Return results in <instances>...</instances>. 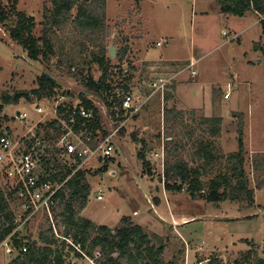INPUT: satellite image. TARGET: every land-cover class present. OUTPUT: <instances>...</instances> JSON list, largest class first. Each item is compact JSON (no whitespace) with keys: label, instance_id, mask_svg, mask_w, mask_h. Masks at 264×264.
<instances>
[{"label":"rangeland","instance_id":"374dc122","mask_svg":"<svg viewBox=\"0 0 264 264\" xmlns=\"http://www.w3.org/2000/svg\"><path fill=\"white\" fill-rule=\"evenodd\" d=\"M2 3L7 6L6 0ZM104 9V31L93 38L75 31L69 21L64 31L56 29L50 35L54 52L48 60L29 59L0 25V95L36 87L35 80L43 72L59 81L62 94L50 101L21 99L18 104L4 106L0 132L9 133L14 151L25 150L27 142L35 137L38 124L57 117L56 106L78 103V93L84 91L83 77L90 74L97 79L101 73L93 56L105 52L113 67L120 62L132 74L127 92L133 95L139 110L130 116L116 109L124 121L115 128L102 102L88 96L101 111L109 132L117 131L110 155L96 154L85 164H78L87 171L90 184L81 215L111 229L119 227L122 217H131L150 236L160 238L165 247L164 262L186 264L185 250L189 249L196 260L222 255L225 263L231 264L250 248L243 240L255 244L258 256L264 258V188H255L256 174L251 165V158L264 152V54L253 49L254 43H264L260 26L263 17L254 12L243 17L221 14L216 0H105ZM17 10L33 16V33L40 36L51 0H19ZM15 20L12 16L9 24ZM110 46L114 57L108 54ZM173 74L176 76L171 78ZM159 78L168 84L155 89L152 84ZM114 93L120 99L124 92L121 87ZM38 106L42 112L35 111ZM165 107L182 114V122L176 128L181 138L191 126L198 128L196 134L202 132L201 117H219V136L210 139L217 152L224 155L238 149L241 122L244 170L249 185L254 187L253 207L244 209L245 203L231 201L206 203L192 200L185 191L164 190ZM22 112L26 113L25 118L21 117ZM47 131L51 135L50 129ZM60 135L49 143L57 142ZM69 138L73 139L72 133ZM37 140L34 143H39ZM140 150L148 166H141L138 161L136 154ZM186 150L187 158L190 147ZM39 171L42 172L40 165ZM259 173L263 175V171ZM99 195L101 198L97 199ZM167 208L177 215L175 222H186L175 229ZM40 217L19 225L18 232L24 239L36 237L42 223ZM5 249L1 243L0 264L14 257Z\"/></svg>","mask_w":264,"mask_h":264},{"label":"trees","instance_id":"16d2710c","mask_svg":"<svg viewBox=\"0 0 264 264\" xmlns=\"http://www.w3.org/2000/svg\"><path fill=\"white\" fill-rule=\"evenodd\" d=\"M18 1L6 0L7 6H5L0 0V25L6 28L9 39L19 45L32 61L48 60L52 56L54 46L50 35L56 29L64 31L68 21L74 30L82 33L83 36L88 35L93 38L104 31L105 0H51V10L42 22L40 36L33 33L35 27L33 16L17 10ZM216 2L221 14L243 17L247 13L254 12L261 15L263 18L260 26L264 37V0H216ZM73 9H75L74 15H72ZM12 16H15L16 20L10 25L9 20ZM253 49L260 50L264 54V43H254ZM120 55L122 57L124 53ZM92 59L101 70L99 77L94 79L90 74L83 77L84 91L78 93V103L76 105L62 103L56 106L57 117L44 124L40 122L35 137L27 142L25 148L26 150L33 148L34 156L38 154L42 179L60 184L55 196L56 206L53 209L57 234L71 239L74 243H80L82 250L89 257H93L98 251L96 264H174L172 261H163L165 247L160 242V238L155 234L150 236L143 227L134 223L131 217H122L119 227L114 229L83 217L81 213L86 207L90 193L88 173L78 167L79 157H75L74 163L61 162L58 157L61 150L56 147L57 142L49 143L55 141L56 135L61 133L62 136L71 131L72 134L79 136L84 144L94 148L110 133L107 124L102 120L101 111L88 97L89 95L102 102L115 128L124 121L117 116L115 110L118 109L119 113L123 112L120 100L128 93L127 84L132 81V74H129L128 69L122 68L120 62L113 67L105 52L94 55ZM59 63H62L61 60ZM114 68L116 72H113ZM115 75L118 76L117 80L114 79ZM35 84L36 87L30 90L0 95V114L4 106L18 104L21 99L31 101L35 98L50 101L62 95L59 94V81L47 72L39 75ZM121 87L124 93L119 99L114 91ZM73 108L76 110L75 114H72ZM79 108L85 109L90 115L81 116ZM182 119L180 112L175 114L173 108L165 107L162 172L164 190L173 193L185 191L192 200L200 199L206 203L231 201L245 203V206H242L244 209L253 207L254 187L249 185V178L244 170L241 122L238 125V149L224 155L217 152L215 144L210 139L219 136L221 121L219 117H201L199 122L203 127L202 132L196 134L198 128L191 126L183 134L184 138H181L179 131L176 130ZM49 129L51 135L50 132L48 134ZM37 138L40 140L38 141ZM132 139H136L135 134H132ZM36 140L39 143L33 146ZM45 142L49 144L46 145ZM187 147H190V153L186 158L184 155ZM136 155L141 166H148L142 150ZM251 165L256 174L255 188H264V152L255 154L251 158ZM262 171L263 175L259 173ZM12 194L13 191H8L0 180V244L9 238L10 245L18 250V253L6 264H64L69 258L85 261L79 252L55 234L48 220H42L36 237L24 239L18 230H15L17 224L12 209ZM243 241L250 248L241 254L240 259L231 264H264V258L257 254L256 245L248 240ZM23 246L26 247L25 252L21 250ZM207 264L226 263L213 257L209 258Z\"/></svg>","mask_w":264,"mask_h":264},{"label":"built area","instance_id":"2783aa9c","mask_svg":"<svg viewBox=\"0 0 264 264\" xmlns=\"http://www.w3.org/2000/svg\"><path fill=\"white\" fill-rule=\"evenodd\" d=\"M167 84L166 79L159 78L157 82L152 85L155 89H162ZM228 93L225 94V97ZM120 107L125 112H128L130 116L139 110V106L134 104L133 95L126 93L120 100ZM39 112L40 109H37ZM75 108L72 109V114H75ZM79 114L83 117H88L90 113L83 108H79ZM22 118L26 117V113H22ZM117 129L110 132L104 137L94 148H90L84 144L79 136L73 135V139L69 138L71 131L63 134L57 141L56 147L61 152L59 158L63 162H68L70 159L75 161V157L80 158L79 164H84L86 160L93 155L108 156L113 151L112 138ZM38 143H34L33 146H37ZM14 144L11 141L8 132L3 131L0 134V180L2 185L13 191L12 209L15 215L16 229L19 225L26 224L29 220L34 219L36 216L41 215V220H48L55 234H57L56 227L53 221V209L56 206L55 196L60 184H53L50 181L43 180V175L39 171L38 159L34 156L32 150H23L22 152L14 151ZM68 157V161L65 160ZM101 196H97L100 199ZM63 238V237H62ZM5 239L2 244L6 247L5 252L11 256H15L18 253L13 246L10 245L8 240ZM67 244L72 246L77 252H79L85 261L90 264H96V258L99 256L98 251L94 253L93 257H89L82 250L80 243H74L69 238H63ZM22 252L26 251V247H22ZM78 261V262H77ZM84 261L79 258H69L64 264H82Z\"/></svg>","mask_w":264,"mask_h":264},{"label":"crops","instance_id":"0c3cea01","mask_svg":"<svg viewBox=\"0 0 264 264\" xmlns=\"http://www.w3.org/2000/svg\"><path fill=\"white\" fill-rule=\"evenodd\" d=\"M162 58H160V59H158V60H161ZM152 60H156V59H152ZM149 67V69H153V66H148ZM172 77L171 78H174L175 76H176V74L174 75H171ZM168 84V83H167ZM166 84V85H167ZM165 85V86H166ZM151 96V95H150ZM148 98V97H147ZM149 99V98H148ZM37 105V104H36ZM37 109H40V112H42L41 110H42V107L41 106H38V107H36L35 108V111H37ZM124 111V110H123ZM38 112V111H37ZM23 113V112H22ZM68 133V132H67ZM74 135V134H73ZM85 164V163H84ZM156 203L157 204H160V200L159 199H157L156 200ZM168 210H169V208H167L166 209V212H167V214L168 215H172V211H170L169 210V213H168ZM175 216H177V215H172V220L174 221L173 223H171V225H174V228L176 229V227H178V226H181L183 223H185L186 221H183L182 219L180 220L179 219V221L178 222H175L176 221V219H178V218H176L175 219ZM160 219V218H159ZM161 220V219H160ZM165 221V220H164ZM95 223V222H94ZM169 223V222H168ZM169 223V224H170ZM96 224H99V223H96ZM142 227V226H141ZM195 252H197V251H199V249L198 250H194ZM185 263L186 264H207V262H208V260H209V258H211V257H206V258H198L197 260H196V258L194 257V255H191V253H190V250L189 249H187V250H185ZM208 255H211V254H208ZM191 257H193V260H192V258ZM213 258V257H212ZM214 258H219V260L220 261H222L223 263H225V259H224V257L222 256V255H216ZM188 259L190 260V261H188ZM164 261V260H163ZM166 262V261H165Z\"/></svg>","mask_w":264,"mask_h":264},{"label":"water","instance_id":"95a60500","mask_svg":"<svg viewBox=\"0 0 264 264\" xmlns=\"http://www.w3.org/2000/svg\"><path fill=\"white\" fill-rule=\"evenodd\" d=\"M108 54H109L110 57H114V51H113L112 46L109 47ZM33 243L34 244L36 243L35 239L33 240Z\"/></svg>","mask_w":264,"mask_h":264}]
</instances>
